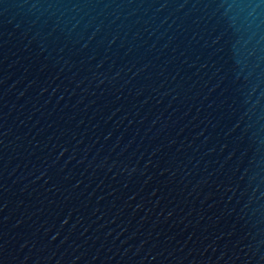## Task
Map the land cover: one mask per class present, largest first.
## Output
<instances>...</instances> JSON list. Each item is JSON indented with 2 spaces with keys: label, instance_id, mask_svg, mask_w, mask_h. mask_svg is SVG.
I'll return each instance as SVG.
<instances>
[{
  "label": "water",
  "instance_id": "95a60500",
  "mask_svg": "<svg viewBox=\"0 0 264 264\" xmlns=\"http://www.w3.org/2000/svg\"><path fill=\"white\" fill-rule=\"evenodd\" d=\"M0 264H264V0H0Z\"/></svg>",
  "mask_w": 264,
  "mask_h": 264
}]
</instances>
